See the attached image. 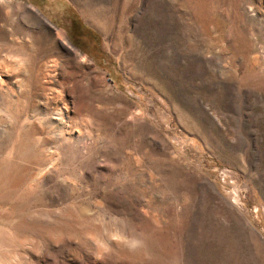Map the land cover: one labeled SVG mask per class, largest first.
<instances>
[{
	"label": "rangeland",
	"instance_id": "obj_1",
	"mask_svg": "<svg viewBox=\"0 0 264 264\" xmlns=\"http://www.w3.org/2000/svg\"><path fill=\"white\" fill-rule=\"evenodd\" d=\"M0 264H264V0H0Z\"/></svg>",
	"mask_w": 264,
	"mask_h": 264
}]
</instances>
